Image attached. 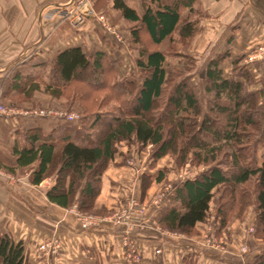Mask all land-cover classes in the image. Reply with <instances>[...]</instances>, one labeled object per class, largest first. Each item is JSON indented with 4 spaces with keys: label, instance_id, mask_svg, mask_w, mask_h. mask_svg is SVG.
I'll list each match as a JSON object with an SVG mask.
<instances>
[{
    "label": "trees",
    "instance_id": "obj_1",
    "mask_svg": "<svg viewBox=\"0 0 264 264\" xmlns=\"http://www.w3.org/2000/svg\"><path fill=\"white\" fill-rule=\"evenodd\" d=\"M111 3L113 11L133 23L131 34L138 44L140 32L157 45L172 38L173 46L178 42L174 35L189 42L198 31L201 17L206 16L195 0H142L140 10L125 0ZM174 46L177 49L172 56L190 57ZM227 56L229 50L225 49L206 63L203 81L212 96L204 111L187 82L185 63L180 59V66L176 67H183L181 76L170 85V62L159 48L140 51L135 60L140 77L132 74L117 78L118 68L106 52L77 45L68 46L51 58L48 79L40 70H15L4 96L12 93L28 100L43 86L46 93L58 97L64 88L79 82L92 93L106 88L108 99L118 104L92 118H25L22 134L12 141L9 154H0V170L14 176L27 173L32 185L51 177L53 184L45 192L49 202L67 208L80 196L77 206L87 210L94 206V198L100 192L103 172L120 153L118 145L132 141L141 147L150 145L153 161L172 155L179 164H185L190 156L189 164L205 167L175 188L173 202L164 207L158 219L162 228L191 231L205 220L215 192L223 188L228 189L231 207L225 211L219 208L221 225L233 206L239 210L242 207L239 196L247 200L250 194L256 208V231L264 239V158L257 160L252 154L258 143L253 136L264 134V106L257 102L261 91H245L247 70L236 72L232 67L229 76L224 75L220 63ZM239 59H233V63ZM70 90L78 100L83 97L75 88ZM85 93L88 97L87 90ZM17 137L24 140L22 146ZM249 156L252 162L246 159ZM141 173L143 181L150 180L148 168ZM162 177L160 174L156 181ZM251 181L252 192L245 187ZM0 264H25L23 243L14 241L8 233L0 234ZM253 264H264V250L256 255Z\"/></svg>",
    "mask_w": 264,
    "mask_h": 264
},
{
    "label": "rangeland",
    "instance_id": "obj_2",
    "mask_svg": "<svg viewBox=\"0 0 264 264\" xmlns=\"http://www.w3.org/2000/svg\"><path fill=\"white\" fill-rule=\"evenodd\" d=\"M104 3L105 0H97L93 4L94 11L103 7ZM207 18L208 14L201 17L200 20L207 21L209 19ZM96 19L98 20L97 24H89V26L82 24L78 28L73 27L67 21L66 22L70 28L76 31H81L83 28L82 30L92 32L93 28H99L97 25H100L103 30H106L107 28L109 29L107 32L115 34L114 36L117 35L116 38L122 45L121 53L114 57L108 56V59L115 61V65L118 68V74H116L117 78L131 77L132 74H134L135 77H140L135 65V60L138 58L140 51L142 49L151 50L159 48L165 51L170 62V65L168 66L169 76H173L170 85L181 76L180 71L183 67H176V65L180 64H178V59H180L185 63L184 69L185 76L188 78L187 82L197 98L202 102V109L204 111L208 109L207 101L212 96L211 93H208L205 90V82L203 81L204 69L208 59L214 56V53L224 46L225 49L229 50V56L225 57L220 63L224 75L229 76L232 67L236 69V72L247 70V77H245L246 80L244 79L245 91H261L260 94H257V102L264 106V26L257 28L256 24L248 26V28L245 29H239L234 33V38L232 36L231 40L227 42L223 41L225 44L222 45V40H214L211 43L207 40L205 42H200L197 38L201 31L205 30L207 26L205 24H198V31L189 42L184 41L177 35H174L173 37V39L178 41L174 45L183 50L180 53H187V55L190 56L187 59L185 56H172L177 49L174 45L170 46L172 38L163 42L161 45H157L153 44L148 39L147 34L140 32V43H135L131 34L133 23L122 19L116 11L105 9ZM213 26L215 27L216 25ZM229 27L230 25L227 26L228 32L232 30V28L229 29ZM218 28L220 33L216 36L221 37L223 26H219L218 24L216 30H218ZM231 50L234 51L235 54H230ZM52 57L47 54L41 56L42 65L38 70L43 71L46 79L51 76ZM237 57H240V59L234 64L233 59H237ZM33 59V57L28 58L26 62L22 60L19 64L26 65L29 69V66L31 65L30 62ZM243 66L246 69H244ZM15 70H17V65L10 67V69L0 75V104H3L7 110H11L13 113L6 118L0 116L5 118L3 122L0 120V154L3 157L9 154L10 146L14 139L13 136L15 135L16 137L22 134L21 129L26 125L27 121L25 118L33 119L42 117L35 115V112L43 111L47 114L45 116L46 118H63L64 120L69 121L74 119L77 120L79 116H88L92 118L97 112H106V110L113 109L114 104H118L113 99H108V91L106 88H101L100 91L92 93L87 87L85 88L83 85L79 84V82L70 85L69 88H64L61 91V95L58 97L46 93L43 90V86H40L38 90L34 91L28 100L21 96L13 95L12 93L4 96L3 94L6 91L8 81ZM34 71L35 70L22 72ZM88 75L89 74L87 73V76ZM71 88H75L77 92L83 93V97H80L78 100L76 96L72 95L73 91L70 90ZM86 90L87 93H89L87 94L88 97L84 95ZM53 113L59 115L63 114L65 117L53 116L51 115ZM67 115H73L74 118L69 119L66 117ZM261 116L264 117L263 115ZM253 137L258 138V143L252 151V154L254 153L257 156V160L263 159L264 134L257 133ZM21 138L22 137L19 138V142L24 143V140ZM118 149L120 150V153H116L115 158L110 163L116 160V163H120L119 165L121 166L124 165L133 168V173L137 176L136 187V183L133 185L128 184L127 178L119 177L120 180H118L116 186L107 185L106 188H103L101 181L100 192L94 198V206L87 210L80 209L77 206L80 196H78L76 201L67 208L61 207L55 203H53V205L58 207L52 206L50 204L51 202L49 203L47 200V205L44 203L43 207L52 212H54L52 209L56 210L57 213L54 215L56 218H59V222H61H52L51 226L43 225V236L37 243L36 248L40 259L36 264H68L67 259H65L63 255L64 251L62 246L63 240H65L63 236L66 234V230L64 229L65 224L73 225V228L75 229L73 233H78L82 232L81 230H88L83 227L84 220L82 217H111L113 213L120 215L119 221H121V223L115 224L107 219L105 222H102L100 226L89 229L109 227L119 233L120 238L117 243L120 247L122 259L124 261L123 263L118 264H142L144 258L140 252L139 240H143L148 234L155 239V242L160 240V238H165L171 247L173 243H177V245H195L199 248L208 249L233 264H247L246 262L248 258L251 259L252 256L254 258L256 257L254 253L264 245V239L261 238L259 231H256V208L252 195L249 194L247 200H242L240 199L242 196H239V200L242 201V204L240 202L239 204H241L240 206L242 207L239 210V207L237 208L233 206L231 210L228 211L225 224L221 225L219 208H222V210L225 211L231 207L228 206L230 202L228 189L226 190L222 188L219 192H215L214 197L210 202L208 214L203 222L197 224L195 228L187 233L167 230L162 228L158 223V219L163 213L164 207L173 202L172 198L175 188L185 178L204 171L205 167L189 164L188 161L190 156H188L185 164H179L176 157L172 155H166L157 161H153L150 155L151 146L148 145L141 147L134 141L129 143L122 142L118 145ZM246 159L250 162L253 161L252 156L246 157ZM108 167L109 165L105 172H103L102 179L103 177H107L110 171H112L108 170ZM145 167L151 171L152 176L150 177V180L147 179L146 181H143L141 170L142 168L145 169ZM160 174H162L163 177L157 182L156 179L159 178ZM87 176L86 177L89 178V175ZM44 180L52 181V183L49 182L47 185L44 184L45 187H43V190L45 195L48 188L52 186L53 179L47 177ZM253 184L254 183L251 181V183L245 187L252 192ZM79 191L80 189H77V192ZM62 234L63 236H61ZM23 240L24 239H20L18 241L23 243ZM144 245L145 244H143V246ZM167 250L168 249L162 250L160 247L157 250H154L155 255L158 256L157 260L160 261L157 264H167V260H163L164 256L166 257V254L172 253L171 249L168 250V253L166 252ZM133 251H135V253ZM137 254H139L137 260H133L132 256H137ZM28 263L29 261L26 259L25 264Z\"/></svg>",
    "mask_w": 264,
    "mask_h": 264
},
{
    "label": "crops",
    "instance_id": "obj_3",
    "mask_svg": "<svg viewBox=\"0 0 264 264\" xmlns=\"http://www.w3.org/2000/svg\"><path fill=\"white\" fill-rule=\"evenodd\" d=\"M73 1L77 0H0V75L14 65H17L18 71L38 70L42 63L41 56L47 54L52 57L68 46L77 45L87 50H102L109 57L118 56L121 53V42L116 38L117 35L107 32L109 31L107 28L103 30L100 25H97L99 28H93L92 32L82 30L83 28L81 31H76L70 28L65 20L58 17L46 21L42 19L43 9H51ZM96 1H91L92 6ZM125 1L131 7L141 9L142 0ZM195 3L208 14L209 18L206 19L207 21H199V24L207 26L197 38L200 42L207 40L211 43L214 40H222L223 45L225 44L223 41L231 40L232 36L234 38V33L239 29L256 24L257 28L264 26V0H195ZM105 9L113 11L111 0H105L104 6L95 11L96 15H101ZM95 23H98L97 19H92L84 25L89 26ZM218 24L223 26L221 37L216 36L220 33L219 28L216 30ZM226 24L230 25L229 29L232 28L229 32ZM221 49L224 50V46L214 55L222 51ZM231 53L235 54L232 50ZM31 57L34 59L30 62L29 69L28 66L19 64L20 61L26 62ZM0 120L3 122L5 118L0 117ZM13 137L15 138V135ZM19 140L18 138V144L22 146L23 143ZM119 164L116 160L109 164L108 170L112 171L107 177H103V188L107 185L116 186L120 180L119 177L127 178L130 185L136 183V187L137 176L133 173V168ZM27 176V173L17 177L11 176L4 170L0 171V233L10 234L15 241L24 239L25 260L29 261L28 264H36L40 259L36 248L43 236V225L51 226L52 222H59V218L54 215L57 213L56 210L51 208L54 211L52 212L43 207L44 203L47 205L46 202H48L44 195V184L47 185L52 181L43 180L38 185H32ZM50 204L56 206L53 203ZM64 229L66 234L61 235L65 238L62 245L63 255L68 264L123 263L122 253L117 243L120 236L116 230L100 227L73 233L75 229L71 224H65ZM154 240L149 234L143 240H139L140 252L144 258L142 264L159 263L158 256L154 253V250L159 247L162 250L171 249L172 253H168L167 250L168 254L163 259L167 260V264H233L215 252L195 245L183 246L173 243L171 247L165 238H160L156 242ZM263 250L264 245L254 254L257 255ZM253 261L252 256L246 263L253 264Z\"/></svg>",
    "mask_w": 264,
    "mask_h": 264
},
{
    "label": "built area",
    "instance_id": "obj_4",
    "mask_svg": "<svg viewBox=\"0 0 264 264\" xmlns=\"http://www.w3.org/2000/svg\"><path fill=\"white\" fill-rule=\"evenodd\" d=\"M91 1L92 0H77V1L69 2L68 4L65 5L54 6L51 9L49 8V10L48 8L45 10L43 9L44 11L43 10L41 11V17L44 21L50 20L53 17H58L60 19L67 21L71 26L78 28L82 24L90 22V20L96 19L98 17L93 9ZM11 114H13L11 110H7V108H5L3 104H0V116L6 118L8 116H11ZM35 115L45 117L47 114H45L43 111H39V112H35ZM51 115L65 117V115L63 114L59 115L53 113ZM66 117L69 119L74 118L73 115H67ZM119 216L120 215H118L117 213H113L111 217L84 216L82 217V219L84 220L83 227L84 229L97 227L100 226L101 223L105 222L107 219L111 220L112 223L118 224L121 223V221H119ZM133 252L135 253V251ZM138 255L139 254H137V256L133 255L132 256L133 260H137Z\"/></svg>",
    "mask_w": 264,
    "mask_h": 264
}]
</instances>
